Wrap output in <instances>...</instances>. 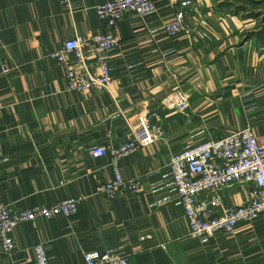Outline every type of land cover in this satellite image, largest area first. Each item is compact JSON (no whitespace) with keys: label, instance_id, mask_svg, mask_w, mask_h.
<instances>
[{"label":"crops","instance_id":"1","mask_svg":"<svg viewBox=\"0 0 264 264\" xmlns=\"http://www.w3.org/2000/svg\"><path fill=\"white\" fill-rule=\"evenodd\" d=\"M108 0H0V190L14 211L82 197L77 215L39 219L14 231L15 252L0 264H36L45 244L51 264H86L84 254L126 256L131 264H264V216L231 235L188 238L169 161L211 140L249 128L264 141V33L241 11L249 0H153L147 16L127 15L109 55L110 92L69 91L64 69L50 58L67 40L106 30L95 7ZM251 1V0H250ZM264 5V0H261ZM186 30H162L177 12ZM76 72L98 74L96 49ZM185 94L188 111L170 98ZM157 113L164 139L119 161L134 196L109 201L97 193L114 178L113 159L98 148L121 146L139 115ZM141 133V132H140ZM251 186L220 193L222 207L245 205Z\"/></svg>","mask_w":264,"mask_h":264},{"label":"built area","instance_id":"2","mask_svg":"<svg viewBox=\"0 0 264 264\" xmlns=\"http://www.w3.org/2000/svg\"><path fill=\"white\" fill-rule=\"evenodd\" d=\"M68 1V0H66ZM106 30L92 37L77 36L64 42L61 50L51 54L65 71L69 91L85 94L91 91L110 92L114 77L109 65V55L120 46L115 35L120 22L129 14L147 16L155 11L153 0H108L95 7ZM185 13L179 11L174 20L164 24L162 30L171 37L185 32ZM96 49L98 74L76 72L71 67L70 56L82 63L84 53ZM172 108L184 113L190 108L187 95L181 93L170 98ZM158 115L145 110L139 115L140 132L132 129L130 140L121 146L106 145L94 155H108L113 159L114 178L101 182L97 193L109 201L137 194L142 182L139 178L126 179L118 165L119 161L135 154L140 149L164 139L162 128L156 123ZM173 182L189 224L188 238L200 240L217 235H231L237 226L264 216V141L245 128L217 140L208 141L195 148L173 155L169 161ZM234 184L251 186L249 202L237 207H222L220 193ZM82 197H71L51 206H36L14 211L3 201L0 190V247L4 254L15 252V229L25 223L36 226L39 219L50 220L77 215ZM36 264H51L45 244L34 247ZM86 264H131L126 256L111 253L89 252L84 254Z\"/></svg>","mask_w":264,"mask_h":264},{"label":"rangeland","instance_id":"3","mask_svg":"<svg viewBox=\"0 0 264 264\" xmlns=\"http://www.w3.org/2000/svg\"><path fill=\"white\" fill-rule=\"evenodd\" d=\"M236 11H241L245 17H250L254 22V31L252 34L260 35L264 33V5L261 0H249L242 8Z\"/></svg>","mask_w":264,"mask_h":264}]
</instances>
